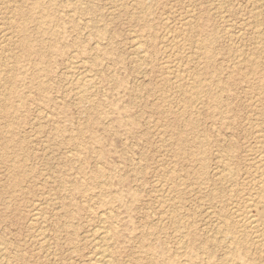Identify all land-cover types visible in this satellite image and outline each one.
<instances>
[{
    "label": "rangeland",
    "instance_id": "1",
    "mask_svg": "<svg viewBox=\"0 0 264 264\" xmlns=\"http://www.w3.org/2000/svg\"><path fill=\"white\" fill-rule=\"evenodd\" d=\"M110 1L46 0L29 20L33 0H0V264H91L110 191L114 264H185L186 246L223 264L220 213L254 193L264 158V0ZM21 23L32 54L10 35ZM227 168L234 181H219ZM169 198L181 223L159 221Z\"/></svg>",
    "mask_w": 264,
    "mask_h": 264
},
{
    "label": "bare ground",
    "instance_id": "2",
    "mask_svg": "<svg viewBox=\"0 0 264 264\" xmlns=\"http://www.w3.org/2000/svg\"><path fill=\"white\" fill-rule=\"evenodd\" d=\"M7 1V0H6ZM34 1V5H32V9L30 10V12L28 13V19H33L34 18V14L36 13H41L43 12V2L46 1V0H33ZM49 1L50 3L55 1V0H47ZM114 1V0H112ZM110 1V2H112ZM190 1V0H188ZM215 1V0H214ZM219 1V2H218ZM223 1V0H222ZM225 1V0H224ZM250 1V0H249ZM73 2V1H72ZM115 2V1H114ZM218 4H220V0H217ZM259 2V1H258ZM2 3V2H1ZM131 3V2H130ZM129 3V4H130ZM231 3V2H230ZM3 4V3H2ZM193 4V3H192ZM191 4V5H192ZM226 4V2H225ZM222 5V4H221ZM224 5V4H223ZM259 5V4H258ZM193 6V5H192ZM220 6V5H218ZM227 5H225L226 7ZM230 6V5H229ZM264 6V5H263ZM216 7V6H215ZM256 7V6H255ZM187 8V7H186ZM184 8V9H186ZM219 8V7H218ZM14 9V8H13ZM188 9V8H187ZM186 9V10H187ZM225 9V8H224ZM257 9V8H256ZM35 10H37V12H34ZM193 10V9H192ZM215 10V9H213ZM222 10V9H221ZM33 11V12H31ZM114 11V10H113ZM138 11V10H137ZM212 11V10H211ZM218 11V10H217ZM220 11V10H219ZM253 11V10H252ZM187 12V11H186ZM249 12V11H248ZM59 13V12H58ZM225 13V12H223ZM252 13V12H251ZM253 13H255V10L253 11ZM258 13V12H257ZM261 13V12H260ZM9 14V13H8ZM187 14H192L188 11ZM186 14V15H187ZM221 14V13H220ZM227 14V13H225ZM223 15V14H222ZM259 15V13H258ZM214 16V14H213ZM256 16V15H255ZM192 17V16H191ZM258 17V16H257ZM11 18V17H10ZM129 18V17H128ZM189 18V17H188ZM227 18V16L225 17V19ZM37 19V18H36ZM190 19V18H189ZM188 19V20H189ZM215 19V18H214ZM248 19V18H247ZM41 21L40 22V26H42L40 28V26L38 27V29H40V33L42 35H47L49 34L51 37H54L55 34H56V27H54V19L51 18L48 14H45L44 16H42V18L40 19ZM77 20V19H76ZM187 20V19H185ZM258 20V19H257ZM3 21V20H2ZM8 21V20H7ZM11 22V19L9 20ZM8 21V22H9ZM259 21V20H258ZM261 21V20H260ZM4 23V22H3ZM13 23H14V19H12V26H13ZM181 23V22H180ZM185 23V22H183ZM189 23V22H188ZM52 24L53 26L52 27H46L45 28V25H49ZM252 24V23H251ZM244 25V23H243ZM254 25V24H252ZM1 26V25H0ZM11 26V27H12ZM183 26V25H182ZM181 26V28H182ZM193 26V25H192ZM247 26V25H246ZM14 28V27H13ZM12 28V32L10 35L14 36V35H17L16 33H19L20 36H21V40L22 41V46L25 50V52L27 54H32L34 52V46L32 45V41L31 39L28 37V35L26 34V31H27V28L26 26L21 23L19 25H17V31L16 30L14 31ZM53 28V29H52ZM261 27H259L260 29ZM4 29V28H3ZM173 29V28H172ZM258 28H254L253 30H257ZM7 30V29H6ZM168 30V29H167ZM171 29H169L168 31L170 32ZM177 30V28L175 29ZM244 31V30H243ZM263 31V30H262ZM261 31V33H262ZM7 32V31H6ZM177 32V31H176ZM255 32V31H254ZM264 32V31H263ZM2 33V32H1ZM0 33V36H3V33L1 35ZM168 33V32H167ZM236 33V32H235ZM240 33V32H239ZM162 34V33H161ZM169 34V33H168ZM242 34V32H241ZM255 34H258V33H255ZM179 35V34H178ZM181 35V34H180ZM237 35V34H236ZM242 36V35H241ZM249 35H247L248 37ZM257 36V35H255ZM172 37V36H171ZM183 37V36H182ZM5 38V37H4ZM164 38V37H163ZM7 39V38H5ZM176 39V38H174ZM178 39V38H177ZM256 39V38H255ZM182 40V39H181ZM258 40V39H257ZM130 41H133V40H130ZM243 41V40H242ZM249 41V40H248ZM8 42V41H7ZM181 42V41H180ZM196 42V41H195ZM198 42V41H197ZM256 42V41H255ZM142 43V42H141ZM185 43V42H184ZM234 43V42H233ZM258 43V42H257ZM1 44V43H0ZM94 44H97V43H94ZM92 44V45H94ZM139 43H137V48H139ZM172 44V42H171ZM195 44V43H194ZM256 44V43H254ZM4 45V44H3ZM236 45V44H235ZM259 45V44H258ZM99 46V45H98ZM133 46V47H134ZM172 46V45H171ZM174 46V45H173ZM177 46V45H176ZM188 46V45H187ZM231 46V45H230ZM255 46V45H254ZM7 47V46H6ZM134 47V48H136ZM181 47V46H180ZM185 47V46H184ZM241 47V46H240ZM132 48V47H131ZM255 48V47H254ZM240 49V48H239ZM188 50V49H187ZM201 50V49H200ZM252 50V49H251ZM14 51V50H13ZM240 51V50H238ZM244 51V50H243ZM258 51V50H257ZM1 52V51H0ZM8 52V51H7ZM138 54L140 52V50L138 49ZM176 52V51H175ZM245 52V51H244ZM9 53V52H8ZM145 53V52H143ZM186 53V51H185ZM184 53V54H185ZM237 53V51H236ZM74 54V53H72ZM168 54V53H167ZM180 54V53H179ZM178 54V55H179ZM238 54V53H237ZM169 55V54H168ZM176 55V53L174 54ZM191 55V54H189ZM188 55V56H189ZM2 56V55H0ZM97 56V55H96ZM139 56V55H138ZM141 56V55H140ZM173 56V55H172ZM187 56V55H186ZM251 56V55H250ZM14 57V56H13ZM95 56H93L94 58ZM197 57V56H196ZM200 57V56H199ZM240 57V55H239ZM238 57V58H239ZM242 57V56H241ZM249 57V55L247 56ZM10 58V57H9ZM183 58V57H182ZM8 59V58H7ZM98 59V58H97ZM138 59V58H137ZM168 59V58H167ZM2 60V59H1ZM4 60V58H3ZM73 60V59H72ZM82 60V59H81ZM141 60V59H140ZM139 60V61H140ZM174 60V59H173ZM6 61V59L4 60ZM175 61V60H174ZM173 61V63H174ZM186 61V60H185ZM193 61V60H192ZM191 61V62H192ZM237 61V60H236ZM15 62V61H14ZM86 62V61H84ZM196 62V61H195ZM243 62V61H242ZM241 62V63H242ZM1 63V62H0ZM6 63V62H5ZM4 63V64H5ZM176 63V62H175ZM4 64H2V66H4ZM9 64V63H8ZM78 64V63H77ZM81 64V63H80ZM170 63L168 62V65ZM172 64V63H171ZM6 65V64H5ZM70 65H71V62H70ZM75 65V64H74ZM82 65V64H81ZM163 65V64H162ZM173 65V64H172ZM175 66L178 65L177 64H174ZM10 65H8L9 67ZM72 66V65H71ZM167 66V65H166ZM186 66V64H185ZM73 67V66H72ZM177 67V66H176ZM200 67V66H199ZM3 68V67H2ZM173 69V67H171ZM192 69V67H190ZM71 69V68H70ZM69 69V70H70ZM78 69V68H77ZM171 69V70H172ZM175 69V68H174ZM179 69V68H178ZM181 69V68H180ZM179 69V71H180ZM1 70V69H0ZM72 70V69H71ZM169 71L168 68L165 69V71ZM170 70V71H171ZM177 70V69H176ZM80 71V70H78ZM166 71V72H167ZM188 71V70H187ZM1 73H3L1 71ZM9 73V72H7ZM87 73V72H86ZM85 73V74H86ZM176 73V72H175ZM84 74V73H83ZM172 73H170L171 75ZM177 74V73H176ZM1 75V74H0ZM167 75V73H166ZM169 75V74H168ZM182 75V74H180ZM194 75V74H193ZM26 76V75H25ZM77 76H80L79 74ZM195 76V75H194ZM202 76V75H201ZM3 77V75H2ZM167 77V76H166ZM186 77H187V74H186ZM197 77V75L195 76V78ZM73 78V77H72ZM90 78V77H89ZM89 78L86 77V79L88 80ZM192 78V77H191ZM1 79V77H0ZM28 79V78H27ZM79 80V78H77ZM76 79V81H77ZM85 79V78H84ZM174 79V77H173ZM172 79V80H173ZM170 80V79H169ZM186 80V78H185ZM2 81V79H1ZM28 81V80H27ZM71 81V80H70ZM82 81V80H81ZM202 81V80H201ZM209 81V80H208ZM6 82V81H5ZM193 82V81H191ZM195 82V81H194ZM1 83V82H0ZM78 83V81H77ZM83 83V82H82ZM178 82H176V85ZM11 84V83H10ZM85 84V82H84ZM93 84V83H92ZM170 84V83H169ZM175 84V82H174ZM184 85V84H183ZM188 85V84H187ZM186 85V86H187ZM198 85V83H197ZM189 86V93L191 95V97L195 100L199 99V97L201 98L202 96V93L204 92L202 90V85L201 86ZM209 85H212V84H209ZM84 86V85H83ZM12 87V86H11ZM82 87V85H81ZM92 87V86H91ZM94 87V86H93ZM177 87V86H176ZM96 88V87H95ZM183 89V88H182ZM83 90V89H82ZM89 90V89H87ZM86 90V91H87ZM257 90V89H256ZM74 91V90H73ZM85 91V92H86ZM187 91V90H186ZM259 91V90H258ZM9 92V91H8ZM78 92V90H77ZM81 93V92H79ZM83 93V92H82ZM205 94V93H204ZM82 95V94H81ZM94 95V94H93ZM92 95V96H93ZM7 96V95H6ZM77 96V95H76ZM81 97V96H80ZM83 97V96H82ZM88 97V96H87ZM7 98V97H5ZM78 99V98H77ZM6 100V99H4ZM55 100V98H54ZM156 100V99H155ZM174 100V99H173ZM187 100V99H186ZM189 100V99H188ZM252 100V99H251ZM74 101V100H73ZM171 101V100H170ZM200 101V100H199ZM181 102V101H180ZM192 102V100H191ZM183 103V102H182ZM193 103V102H192ZM192 105V104H191ZM200 105V104H199ZM42 110V109H41ZM89 110V109H88ZM176 112V111H175ZM163 119V118H162ZM251 121V120H250ZM254 122V121H253ZM54 124V123H53ZM256 128V126L254 127ZM30 130V129H29ZM257 133V132H256ZM260 134V133H259ZM253 136V135H252ZM94 140H96V137H93ZM263 139V138H262ZM260 140V139H259ZM98 141V139H97ZM263 143V142H262ZM257 146V145H256ZM162 149V148H161ZM70 151V150H69ZM181 151V150H180ZM75 152V151H74ZM163 152V151H161ZM182 152V151H181ZM103 154V153H101ZM162 154V153H161ZM70 155V154H69ZM252 156V155H251ZM258 156V155H257ZM255 157V155H254ZM261 158V157H260ZM257 159V157H256ZM259 159V158H258ZM225 161V160H223ZM260 163L259 165L257 166V169H260L257 173L258 175L256 176V179H254V183H253V186L251 184V187H253V189L255 190L253 194H249L247 196H244V198H242V202H243V205L240 207L239 205H236L232 202L233 200V194L231 193L229 196V199L231 200V208L228 211H225L224 209H222V212L220 213V217H221V221H222V225L225 227V231H224V234H225V238L223 237L222 240L221 238L220 239H215V240H212L211 241V244L213 245L214 248H218V247H225L226 248V253L223 254V261L225 264H253V263H250L248 260H249V257H248V253L251 251V248H254L256 251H261V253L264 254V158H261L260 160H258ZM251 162V161H250ZM169 163V161H168ZM171 165V164H170ZM99 167V166H97ZM165 167V166H164ZM167 167V166H166ZM172 167V166H171ZM222 167V166H221ZM218 170V169H217ZM223 172V173H222ZM218 175L219 178L218 180L219 181H227L229 182L230 180L234 181V176H235V172H233L232 170H229L228 168L223 171ZM249 172V170H248ZM253 173V172H252ZM107 173L101 171V170H96L95 171V174H94V179L96 181H98L99 184H101V179H104L106 177ZM203 175V174H202ZM203 178V176H202ZM201 178V179H202ZM217 178V177H216ZM106 179V178H105ZM106 183V181H105ZM104 183L102 182V185ZM248 184V183H247ZM169 186V185H168ZM191 186V185H190ZM233 187V186H232ZM250 187V188H251ZM79 187L76 185L75 186V189H78ZM158 188V187H157ZM230 188V187H229ZM242 191V190H240ZM250 191V190H249ZM251 192V191H250ZM253 192V191H252ZM234 193V192H233ZM121 193H118V192H109V195H110V199H107V200H104L102 198V201L108 205L107 209L105 211H107V213L109 214L107 216V213L106 212H101V215H100V221L102 223H105V227L103 228H98V229H93L94 233L97 234V239H96V242L94 243L95 245H93V249H92V254L90 256V262L91 264H114V256H113V251H112V246L115 244V238L118 236V230H117V226H116V221L115 220V215L113 213H111L110 211V205L112 202H115V201H118L121 199V196H120ZM104 193L102 192L100 196H103ZM237 196V195H236ZM214 198V196H213ZM199 199V198H198ZM54 201V200H53ZM35 202V201H34ZM37 203V202H36ZM39 203V202H38ZM57 203V202H56ZM159 205H161V207H163L165 210H166V214L165 215H161V219H159V221L161 222L163 218H167L168 220L170 221H173V222H178V223H181L182 221H184L183 219V216L181 214H178L176 212H172L170 211V208L173 207L175 204H174V200L173 198H169V199H165L164 201L162 200L161 203H159ZM178 206V204H176ZM185 208V207H184ZM197 208V207H196ZM59 210V209H58ZM252 210H256L258 212V217L257 216H254L252 214ZM259 210V211H258ZM54 212V211H53ZM37 214L34 212V215ZM100 214V212H99ZM211 215V214H210ZM209 215V216H210ZM38 216V215H37ZM191 217V216H190ZM43 218V217H42ZM192 219V218H191ZM213 221V220H212ZM154 222V221H153ZM32 223V222H31ZM42 224V223H41ZM100 224V223H99ZM191 224V223H190ZM213 224V223H212ZM101 225V224H100ZM219 225V224H218ZM221 225V224H220ZM149 226V225H148ZM217 226V225H216ZM221 227V226H220ZM219 228V226L217 227V229ZM215 229V228H214ZM39 230V228H38ZM58 230V229H56ZM216 230V229H215ZM92 231V232H93ZM41 232V231H40ZM39 232V233H40ZM91 232V233H92ZM207 232V231H206ZM205 232V234H206ZM50 233V232H49ZM175 237L178 240H180V238L182 237H186V233L185 232H180L179 230H177L175 232ZM209 233V232H208ZM42 234V233H41ZM213 234V233H212ZM46 238V237H45ZM44 241V240H43ZM95 241V240H94ZM39 243V241H38ZM44 243V242H43ZM40 244V243H39ZM185 244V242H184ZM43 245V244H42ZM223 245V246H221ZM47 246V245H46ZM254 246V247H253ZM184 246H179L178 249H183ZM241 250V251H240ZM3 251V250H2ZM1 252V251H0ZM185 256H186V262L185 264H196V261L194 259V251L190 248H188V246H186V249H185ZM252 253V252H251ZM3 257V256H2ZM1 257V258H2ZM152 257H153V254H152ZM0 258V259H1ZM149 258H150V254H149ZM8 260V258H7ZM126 263V262H125ZM223 263V264H224ZM208 264H212V263H208Z\"/></svg>",
    "mask_w": 264,
    "mask_h": 264
}]
</instances>
